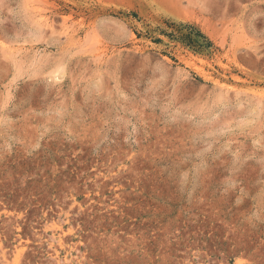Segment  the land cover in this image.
<instances>
[{"label": "rangeland", "instance_id": "obj_1", "mask_svg": "<svg viewBox=\"0 0 264 264\" xmlns=\"http://www.w3.org/2000/svg\"><path fill=\"white\" fill-rule=\"evenodd\" d=\"M0 264H264V0H0Z\"/></svg>", "mask_w": 264, "mask_h": 264}]
</instances>
